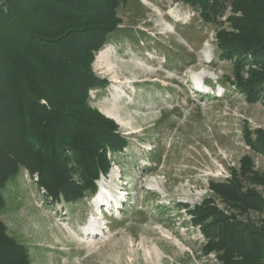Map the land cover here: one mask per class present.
<instances>
[{
    "label": "rangeland",
    "instance_id": "obj_1",
    "mask_svg": "<svg viewBox=\"0 0 264 264\" xmlns=\"http://www.w3.org/2000/svg\"><path fill=\"white\" fill-rule=\"evenodd\" d=\"M83 1L114 7L108 13L115 30L90 65L107 83H89L77 110L95 124H113L128 145L96 181L97 193L76 203L51 202L39 173L21 167L2 191L0 235L24 245L29 264H222V253H205L207 238L192 224L194 208L205 204L209 222L232 219L231 226L216 224L230 249L250 238L256 247L247 257L264 264V66L239 57L228 41V52L238 55L226 60L217 41L221 28L234 46L252 48L264 35V7L248 6L246 15L234 0L209 23L182 0ZM11 13L42 31L57 28L39 4L0 0V90L13 97L42 67L19 51L24 34ZM234 60L241 64L236 74ZM52 80L56 95L59 79ZM234 81L255 96L238 93ZM58 157L65 162L58 177L72 188L79 181L69 165L75 160L68 149ZM44 169L45 176L56 174ZM212 182L225 187L216 193Z\"/></svg>",
    "mask_w": 264,
    "mask_h": 264
},
{
    "label": "trees",
    "instance_id": "obj_2",
    "mask_svg": "<svg viewBox=\"0 0 264 264\" xmlns=\"http://www.w3.org/2000/svg\"><path fill=\"white\" fill-rule=\"evenodd\" d=\"M27 1L33 6L39 4L44 12L48 11L53 16L52 25L57 29L42 31L32 22L26 21L23 24L19 22L17 14L9 15L24 34L19 51L23 50L24 53L27 52L28 57L37 60L36 63L42 67V72L39 70L35 78H30L28 90L15 89L20 92L18 91L17 95L14 93L13 97L0 90V163H2L0 164V211L6 206L2 191L21 167L25 166L30 171L39 173L40 184L46 190L47 199H51V202H59L62 198L76 203L88 195L97 193L96 181L101 175L109 174L112 161H117L119 154H122L128 145L127 138L115 134L112 123V126L95 124L93 119H87L85 114L77 110L83 105L82 102L88 99L89 83L96 82L100 87L107 83L94 75L90 65L93 63V53L102 47L115 30L114 17L108 13L114 7L110 4L105 6L103 2L96 4L93 1L87 3L83 0ZM182 1L197 9L200 17L209 23L218 21L223 12L233 6L234 2V0ZM238 3L240 11H244L246 15L248 6L264 7V0H239ZM102 8L105 10L103 11ZM20 10L16 9V13ZM101 16L104 19H100ZM242 19L239 18V21L235 19L234 22L241 23ZM230 20H233L232 17ZM220 30L221 28L217 31V41L221 45L223 58L233 60L234 56L238 55L228 52V48L225 47V42L228 41L232 45V51L240 53L239 57L243 55L250 62L264 66V63H261L264 57V35L262 39L253 42L252 48L247 45L238 48L232 44L235 40L221 35ZM66 42H73L75 45L71 46ZM30 49L37 54L32 56ZM91 56L92 59L88 62ZM233 62L236 74L241 64L235 60ZM55 64L60 66L57 67ZM32 66L35 68V64ZM55 75L59 79L56 84V95L53 93L52 80V76ZM71 82L74 85L72 87L68 85ZM233 83L238 93L245 94L247 98L255 96L249 85L239 81ZM45 90L48 92H44ZM72 104L77 106L76 109L71 108ZM67 149L70 150L71 159L75 160L72 164L69 162V165L78 171L72 174L73 179H79L76 185L73 183L72 188L66 187L59 179L61 176L58 177V174L65 170V162L58 155ZM100 152L109 153L110 160H108L109 154L106 153L105 156ZM45 167L54 169L56 174L52 177L45 176ZM45 177L48 178V182L42 179ZM223 185L212 182L211 188L218 193L219 188L225 187ZM236 188L237 185L233 184V189ZM209 208L210 206L206 207L205 204L203 207L197 205L192 214V224L199 225L202 234L207 238L205 253L209 254L213 251L222 253L218 257L222 264H244L242 261H245V264H255L257 259L249 258L247 255L250 247H256V241L248 238V242L243 241L245 247L231 250V240L224 236L219 237L220 229L216 226L225 223L231 226L232 219H221L219 223L209 222ZM254 232L253 234L258 235L256 231ZM233 233L237 238L238 232ZM1 252L7 259L0 256V264H29L30 255L24 245L16 243L5 236V233L0 235V254Z\"/></svg>",
    "mask_w": 264,
    "mask_h": 264
},
{
    "label": "bare ground",
    "instance_id": "obj_3",
    "mask_svg": "<svg viewBox=\"0 0 264 264\" xmlns=\"http://www.w3.org/2000/svg\"><path fill=\"white\" fill-rule=\"evenodd\" d=\"M101 186V185H100ZM101 188V187H100ZM105 202V201H104ZM93 220V219H92ZM101 233H99V235H100Z\"/></svg>",
    "mask_w": 264,
    "mask_h": 264
}]
</instances>
